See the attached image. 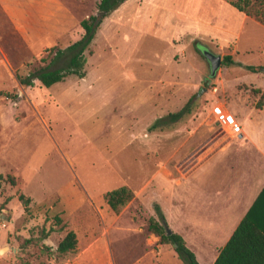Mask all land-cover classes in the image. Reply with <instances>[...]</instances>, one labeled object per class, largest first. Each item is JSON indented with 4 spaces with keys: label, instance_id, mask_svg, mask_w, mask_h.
I'll use <instances>...</instances> for the list:
<instances>
[{
    "label": "rangeland",
    "instance_id": "rangeland-1",
    "mask_svg": "<svg viewBox=\"0 0 264 264\" xmlns=\"http://www.w3.org/2000/svg\"><path fill=\"white\" fill-rule=\"evenodd\" d=\"M98 1L0 0V91L8 94L0 96V264H184L146 228L155 211L132 187L151 166L212 159L243 132L264 143V74L242 67L264 66V26L227 0L177 8L180 19L126 0L101 17L83 77L20 85L17 76L36 66L62 65L53 49L79 38ZM204 49L220 55L213 76ZM187 102L177 120L166 118ZM215 107L240 132L217 122ZM119 185L133 196L113 212L102 196ZM42 228L51 231L40 239ZM69 230L74 249L56 253Z\"/></svg>",
    "mask_w": 264,
    "mask_h": 264
},
{
    "label": "crops",
    "instance_id": "crops-1",
    "mask_svg": "<svg viewBox=\"0 0 264 264\" xmlns=\"http://www.w3.org/2000/svg\"><path fill=\"white\" fill-rule=\"evenodd\" d=\"M171 1L140 2L147 9L173 12L176 19L183 17L178 9L200 8L199 0ZM243 134L245 138L238 145L224 147L207 161H178L172 171L163 163L151 166L144 179L132 187L135 195L140 193L145 209L151 204L154 211V206L158 207L169 226L166 228L182 238L197 262L200 257L208 264L213 262L264 184V143L254 141L247 132ZM230 152L234 153L232 162ZM155 214L158 220L156 211ZM217 243L219 246H214Z\"/></svg>",
    "mask_w": 264,
    "mask_h": 264
},
{
    "label": "trees",
    "instance_id": "trees-1",
    "mask_svg": "<svg viewBox=\"0 0 264 264\" xmlns=\"http://www.w3.org/2000/svg\"><path fill=\"white\" fill-rule=\"evenodd\" d=\"M123 1L99 0L97 3V13L80 20L83 32L79 38L70 42L62 49H53L51 58H63L62 65L54 68H50L48 64L36 66L26 75L17 76L18 83L31 86L33 85V81L37 80L43 86L48 87L71 74L83 77V65L85 63L83 52L92 40L101 17L116 8ZM227 2L239 12L253 18L264 26V0H227ZM40 60L44 61L45 57H41ZM223 62L233 63L227 55L223 57ZM242 67L250 72H262L264 74V66L262 65H242ZM1 95L8 96L7 92L3 91H0ZM188 102L179 110L168 113L166 118L170 121L177 120L182 114L187 112ZM163 120L164 118L156 119L150 125V128H155ZM8 179L10 183L14 184L12 177H8ZM132 196V191L127 186L122 185L105 191L102 197L113 212H118ZM17 198L22 202L24 210H27L29 198L22 193H18ZM154 208L158 214L159 221L149 218L146 228L159 236L160 243L170 242L177 257L184 264H199L193 252L185 246L178 234L172 231L166 233V224L163 216L156 205ZM54 221L58 223L60 222V218L55 216ZM50 231L51 229L45 230L42 228L39 234L40 239L45 238ZM75 242V235L69 230L57 242L54 251L58 254L70 252L74 249ZM42 248L46 247L42 246ZM211 264H264V184Z\"/></svg>",
    "mask_w": 264,
    "mask_h": 264
},
{
    "label": "built area",
    "instance_id": "built-area-1",
    "mask_svg": "<svg viewBox=\"0 0 264 264\" xmlns=\"http://www.w3.org/2000/svg\"><path fill=\"white\" fill-rule=\"evenodd\" d=\"M215 120L223 125L230 127L232 133L240 132V126L236 123L234 116L231 113L223 111L219 107H215Z\"/></svg>",
    "mask_w": 264,
    "mask_h": 264
},
{
    "label": "water",
    "instance_id": "water-1",
    "mask_svg": "<svg viewBox=\"0 0 264 264\" xmlns=\"http://www.w3.org/2000/svg\"><path fill=\"white\" fill-rule=\"evenodd\" d=\"M203 56L206 58V60L208 61L209 64V74L210 76H213L216 69L218 68V66L220 65V55L219 54H214L211 51L204 49L202 50ZM170 230L167 227L166 228V233H169Z\"/></svg>",
    "mask_w": 264,
    "mask_h": 264
}]
</instances>
